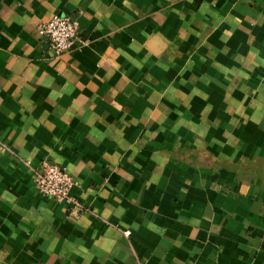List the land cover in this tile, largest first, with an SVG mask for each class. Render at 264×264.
<instances>
[{
	"label": "crops",
	"instance_id": "0c3cea01",
	"mask_svg": "<svg viewBox=\"0 0 264 264\" xmlns=\"http://www.w3.org/2000/svg\"><path fill=\"white\" fill-rule=\"evenodd\" d=\"M0 264H264V0H0Z\"/></svg>",
	"mask_w": 264,
	"mask_h": 264
},
{
	"label": "built area",
	"instance_id": "2783aa9c",
	"mask_svg": "<svg viewBox=\"0 0 264 264\" xmlns=\"http://www.w3.org/2000/svg\"><path fill=\"white\" fill-rule=\"evenodd\" d=\"M41 34L54 56L69 49L75 41H84L78 34L76 18L65 13H53L41 24ZM72 184L71 175L54 162L43 160L36 168L34 187L40 195L77 205V202L70 196ZM123 232L127 234L128 231Z\"/></svg>",
	"mask_w": 264,
	"mask_h": 264
}]
</instances>
